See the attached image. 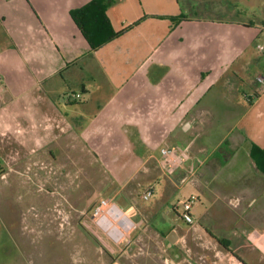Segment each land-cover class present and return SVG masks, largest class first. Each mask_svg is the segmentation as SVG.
I'll return each mask as SVG.
<instances>
[{"label": "crops", "instance_id": "obj_1", "mask_svg": "<svg viewBox=\"0 0 264 264\" xmlns=\"http://www.w3.org/2000/svg\"><path fill=\"white\" fill-rule=\"evenodd\" d=\"M89 1L0 0L2 111L44 145L81 140L121 188L176 146L199 203L176 242L208 245V264H264V175L249 156L264 151V15L239 18L235 0L231 19L196 0H114L106 14L124 32L92 51L70 16ZM223 145L222 161L211 154Z\"/></svg>", "mask_w": 264, "mask_h": 264}, {"label": "rangeland", "instance_id": "obj_2", "mask_svg": "<svg viewBox=\"0 0 264 264\" xmlns=\"http://www.w3.org/2000/svg\"><path fill=\"white\" fill-rule=\"evenodd\" d=\"M196 1L199 7L213 5L216 11L207 12L209 17L232 18L230 0ZM234 3L241 19L264 15V0ZM5 102L0 97V264L209 263L210 248L197 239L192 241L191 234L179 243L176 240L171 247L167 241L171 231L177 236L183 233L177 227L183 225L180 208L176 213L171 205L195 193L189 187L193 177L180 183L187 176L184 170L172 172L162 167L161 161L151 159L142 167L137 166L139 170L133 179L121 188L81 140L57 137L44 145L34 139L38 136L33 133L32 123L5 115ZM26 141H37V148ZM211 151L209 148L208 153ZM227 154L231 155V151L223 145L211 155L223 161ZM195 156L202 160L207 154ZM260 184L263 186L264 181ZM147 187H152L153 196L143 201L141 194ZM101 200L108 205L104 212L95 215ZM261 201L264 202L263 195L257 197V204ZM112 205L125 214L121 221L127 227L117 244L110 241L97 221L101 215L110 214ZM193 207L197 212L199 203H193ZM158 222L161 232L155 228ZM113 224L118 225L115 220ZM189 242L200 250L198 254L188 250Z\"/></svg>", "mask_w": 264, "mask_h": 264}, {"label": "trees", "instance_id": "obj_3", "mask_svg": "<svg viewBox=\"0 0 264 264\" xmlns=\"http://www.w3.org/2000/svg\"><path fill=\"white\" fill-rule=\"evenodd\" d=\"M113 2L114 0H90L84 6L70 11L71 19L82 33L92 51L100 49L103 45L112 41L124 32V30L114 31L107 17L106 11ZM170 19L173 20V22L177 20L174 18ZM183 19L184 16H179V20ZM137 23L138 22L135 24ZM249 156L253 161L255 168L264 175V151L257 146L252 145ZM172 208L173 211L177 213V207ZM83 230L95 244H98V241L92 234L86 231L85 228H83ZM216 240L221 247L227 250V246L222 239L216 238ZM233 255L236 257L235 254ZM237 259L242 264H245L240 258Z\"/></svg>", "mask_w": 264, "mask_h": 264}, {"label": "built area", "instance_id": "obj_4", "mask_svg": "<svg viewBox=\"0 0 264 264\" xmlns=\"http://www.w3.org/2000/svg\"><path fill=\"white\" fill-rule=\"evenodd\" d=\"M256 49L260 52H264V44H257ZM257 81L262 83V78H257ZM188 153V152H187ZM159 154L161 158V164L162 167L166 168L169 171L176 172L179 169L182 168L184 163L186 162L185 160V153L179 151L175 147L171 146H164L159 149ZM189 173H187V176H184L181 180L180 183H185L191 178V172H192V166L189 167ZM153 196V189L152 187H147L145 190H143L141 194V199L143 201H148L151 197ZM197 200V197L195 195H190L186 199H181V201L178 202L177 208H180V213H179V218L181 221L188 225L192 226L195 224V219L193 218V215L191 213L193 203H195ZM108 205V202L105 200H101L97 203L95 207V215L99 214L100 212H104V208ZM112 208H117L115 205H112ZM111 209V207H110ZM104 210V211H103ZM112 210V209H111ZM103 215H101L97 221L99 228H101L110 241L112 243L117 244L119 241H121V238L124 235V230H126V226L122 223L121 221V216L117 217L116 219L112 218L113 220L117 221L118 225H114L113 222L111 224L110 228H104L103 226ZM262 242L264 244V236L262 239ZM264 246V245H263ZM264 253V247L261 249Z\"/></svg>", "mask_w": 264, "mask_h": 264}, {"label": "bare ground", "instance_id": "obj_5", "mask_svg": "<svg viewBox=\"0 0 264 264\" xmlns=\"http://www.w3.org/2000/svg\"><path fill=\"white\" fill-rule=\"evenodd\" d=\"M119 215L125 216V214L121 210H119L118 208H113V210L110 211V214H104V216H103L104 228H110L111 224L113 222L112 217L114 219H116L117 217H120Z\"/></svg>", "mask_w": 264, "mask_h": 264}, {"label": "water", "instance_id": "obj_6", "mask_svg": "<svg viewBox=\"0 0 264 264\" xmlns=\"http://www.w3.org/2000/svg\"><path fill=\"white\" fill-rule=\"evenodd\" d=\"M178 236L175 233V231H171L170 234L167 237L168 246L171 247L173 244H175V241L177 240ZM171 264H175L173 261H171Z\"/></svg>", "mask_w": 264, "mask_h": 264}]
</instances>
